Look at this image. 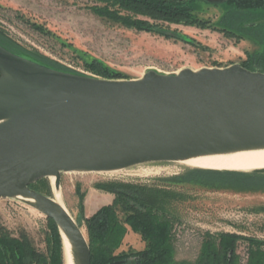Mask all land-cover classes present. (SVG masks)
Returning <instances> with one entry per match:
<instances>
[{
	"label": "water",
	"instance_id": "95a60500",
	"mask_svg": "<svg viewBox=\"0 0 264 264\" xmlns=\"http://www.w3.org/2000/svg\"><path fill=\"white\" fill-rule=\"evenodd\" d=\"M260 149L264 72L234 64L105 79L49 67L0 44V198L21 199L53 220L64 260L63 236L74 264H92L84 217L74 219L32 189L38 181L54 177L60 189L64 173Z\"/></svg>",
	"mask_w": 264,
	"mask_h": 264
},
{
	"label": "rangeland",
	"instance_id": "374dc122",
	"mask_svg": "<svg viewBox=\"0 0 264 264\" xmlns=\"http://www.w3.org/2000/svg\"><path fill=\"white\" fill-rule=\"evenodd\" d=\"M224 1H195L194 15L207 23L205 27L136 17L163 25L165 30L184 36L183 40L110 21L96 12L100 5L90 0H0V30L27 52L94 77L85 68L92 60L119 74L115 80L140 79L150 70L171 75L183 69L226 68L241 64L262 48L248 38L221 31L220 20L230 9ZM257 13L264 20V10ZM196 169L202 168L166 162L113 173H64L60 190L72 217L83 215L88 235L85 218L116 198L97 189L98 183L147 187L152 196L166 199L171 214L179 219L174 229L178 262L197 261L208 233H233L264 241V188L232 190L182 181ZM39 188L38 192L56 200L51 179H43ZM120 216L124 218L123 213ZM0 227L15 238L25 235L40 254L50 257L53 240L48 218L25 201L0 198ZM144 248L142 237L130 228L118 253ZM247 252L248 244L240 241L237 254L241 264L247 261Z\"/></svg>",
	"mask_w": 264,
	"mask_h": 264
},
{
	"label": "trees",
	"instance_id": "16d2710c",
	"mask_svg": "<svg viewBox=\"0 0 264 264\" xmlns=\"http://www.w3.org/2000/svg\"><path fill=\"white\" fill-rule=\"evenodd\" d=\"M96 12L110 21L128 28L157 33L177 40L184 36L171 33L149 20L137 19L144 16L154 21L184 23L205 27L203 20L194 15L196 0H90ZM229 11L220 20L222 32L227 35L248 38L261 46L260 52L249 54L241 63L252 71L264 72V20L257 11L264 10V0H225ZM0 44L10 51L58 70L70 71L49 60L22 49L14 40L0 30ZM85 68L97 77L118 79L108 67L96 60L87 62ZM83 74V73H80ZM202 168L191 170L182 181H200L209 186L220 185L224 189L264 188V173H244ZM40 180L31 185L40 190ZM219 187V186H217ZM97 189L113 193L112 204L101 207L95 214L85 218L92 264H116L120 260L135 257L136 264H241L237 248L240 241L248 244V258L244 264H264V241L247 238L233 233L206 234L199 258L195 262L176 260L175 224L178 218L171 214L166 199L152 196L147 187L132 184L98 183ZM83 210V202L81 203ZM124 214V218L120 216ZM52 234L50 257L40 254L25 235L11 236L0 227V264H64L63 244L60 231L51 219ZM128 227L139 234L145 248L138 252H119L128 233Z\"/></svg>",
	"mask_w": 264,
	"mask_h": 264
},
{
	"label": "bare ground",
	"instance_id": "6f19581e",
	"mask_svg": "<svg viewBox=\"0 0 264 264\" xmlns=\"http://www.w3.org/2000/svg\"><path fill=\"white\" fill-rule=\"evenodd\" d=\"M177 163L190 167L210 168L236 172H253L255 170L264 169V149L215 156L197 157L189 160L177 161ZM50 179L52 180L53 185L52 191L56 197L55 201L63 205L70 213L63 200L61 190L55 187V178L51 177ZM63 238L65 247V264H74L71 246L67 238L65 236H63Z\"/></svg>",
	"mask_w": 264,
	"mask_h": 264
},
{
	"label": "flooded vegetation",
	"instance_id": "af4514ba",
	"mask_svg": "<svg viewBox=\"0 0 264 264\" xmlns=\"http://www.w3.org/2000/svg\"><path fill=\"white\" fill-rule=\"evenodd\" d=\"M116 264H136V260H135V257H130V258L125 259V260H120Z\"/></svg>",
	"mask_w": 264,
	"mask_h": 264
},
{
	"label": "crops",
	"instance_id": "0c3cea01",
	"mask_svg": "<svg viewBox=\"0 0 264 264\" xmlns=\"http://www.w3.org/2000/svg\"><path fill=\"white\" fill-rule=\"evenodd\" d=\"M127 228H128V234L126 235L125 239L129 236V229H130V227L127 226Z\"/></svg>",
	"mask_w": 264,
	"mask_h": 264
}]
</instances>
